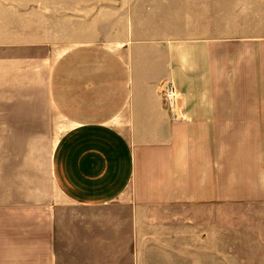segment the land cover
Returning a JSON list of instances; mask_svg holds the SVG:
<instances>
[{"label":"crops","instance_id":"obj_1","mask_svg":"<svg viewBox=\"0 0 264 264\" xmlns=\"http://www.w3.org/2000/svg\"><path fill=\"white\" fill-rule=\"evenodd\" d=\"M126 10L80 24L62 0H0V142L65 126L38 165L0 169V264H63L64 209L86 228L72 253L144 264L221 253L224 205L264 203V0Z\"/></svg>","mask_w":264,"mask_h":264},{"label":"rangeland","instance_id":"obj_2","mask_svg":"<svg viewBox=\"0 0 264 264\" xmlns=\"http://www.w3.org/2000/svg\"><path fill=\"white\" fill-rule=\"evenodd\" d=\"M158 0H62L64 11L71 6L79 8L80 24L91 19L96 12L107 8L118 9L119 5H126L128 21L135 7L142 11L143 5L152 4ZM160 1V0H159ZM105 8V9H104ZM112 11V9H111ZM69 13V12H68ZM114 15V14H113ZM94 16V15H93ZM58 121L54 118L52 121ZM65 126L47 125L43 127L45 138L36 142H0V169L7 160L12 163L13 170L17 163L21 165V155L24 150H30L32 160L38 165V160L48 155ZM49 137V139H48ZM52 138L53 140H50ZM32 181L39 179V174L32 173ZM79 215V214H78ZM76 211L64 209L61 222L60 255L63 264H76L77 261H89L102 264L103 260L124 261L128 255L119 252V245H112L116 253L110 255L102 252V248H95L90 253H72L71 249H84L81 246L80 235L85 232V225L76 220ZM97 229V228H96ZM170 252V248L162 249L157 246L144 249L142 256L144 264H264V203L243 205H224L222 252L217 254L201 253V247H192L191 253ZM198 250V251H197Z\"/></svg>","mask_w":264,"mask_h":264},{"label":"built area","instance_id":"obj_3","mask_svg":"<svg viewBox=\"0 0 264 264\" xmlns=\"http://www.w3.org/2000/svg\"><path fill=\"white\" fill-rule=\"evenodd\" d=\"M163 92L168 103L172 105L177 97V90L174 87V85L172 84L167 85L166 87H164Z\"/></svg>","mask_w":264,"mask_h":264}]
</instances>
